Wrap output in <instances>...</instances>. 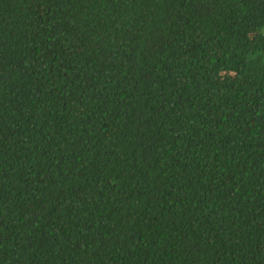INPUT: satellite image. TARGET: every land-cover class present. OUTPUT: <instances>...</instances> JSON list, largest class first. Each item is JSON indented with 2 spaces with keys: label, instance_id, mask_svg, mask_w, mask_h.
I'll use <instances>...</instances> for the list:
<instances>
[{
  "label": "trees",
  "instance_id": "obj_1",
  "mask_svg": "<svg viewBox=\"0 0 264 264\" xmlns=\"http://www.w3.org/2000/svg\"><path fill=\"white\" fill-rule=\"evenodd\" d=\"M0 264H264V0H0Z\"/></svg>",
  "mask_w": 264,
  "mask_h": 264
}]
</instances>
